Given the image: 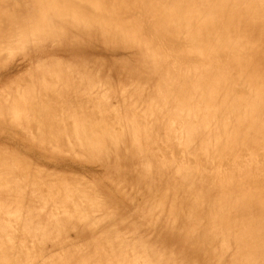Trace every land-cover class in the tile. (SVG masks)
Masks as SVG:
<instances>
[{
    "label": "bare ground",
    "instance_id": "6f19581e",
    "mask_svg": "<svg viewBox=\"0 0 264 264\" xmlns=\"http://www.w3.org/2000/svg\"><path fill=\"white\" fill-rule=\"evenodd\" d=\"M0 14L1 15L5 14V16H2V18L5 19L4 20L5 25L2 24L3 26H0V57H4V60L6 58V60L4 61L5 66L3 65L4 63L2 61L3 58H0L2 61V62L0 61V63L3 66L2 68H5L3 70L0 67V84L5 82V80H12L13 84L15 82L20 83V84L15 83L17 85L15 86L14 84L11 85V87H9V84L6 86L5 84L1 85L3 88L6 87L5 89H1L2 87L0 86V90L4 91L3 94L7 92L4 96L1 95L2 91H0L1 93L0 97L2 96L0 100V106H1L0 108L3 111L4 108H6L7 112L10 111L12 112V114L11 113L9 114L12 115L13 118L16 117L17 120L21 121L22 119H20V117L24 119L25 113L29 111V110L26 111L27 109L25 110L26 108L25 105L28 104L29 107L28 109H30L32 112L30 111L31 113H27L28 114L27 116H29L30 114H34V116L31 117H34L33 118L34 122L37 123L36 124V128L38 127L37 133L44 134L48 130H51V132L49 131L51 133V137L53 136V133L55 134V132L52 131L54 130L55 127L59 126V124L60 126L61 124L62 125L64 124L63 126H61L62 128L60 127L61 129H63L66 126V128L68 127L69 129L74 128L77 131L79 130L82 131V133H80V131L78 133H80L81 135L84 134L83 135L84 139L82 138L83 141L81 140L82 136L80 134H77L79 135V137L77 136V139L80 138V140L82 141V143H80L79 141L80 144L77 143L78 145H80L77 148L80 149L81 147L82 150V151L78 150L79 152L76 150L77 154L80 152L82 153L83 150L84 151L89 150V152L92 153L90 155L95 156L94 154L95 151L92 150H96L97 152V149L92 145H90L91 143L90 139L94 141L95 138L96 141H94L93 143H95L97 146L99 145L98 143L102 144L105 141L102 147H100L99 152L96 153V155L99 157V160L106 168L105 171L108 172V175L109 173L111 174V176L119 175V180L117 181L122 183V184L119 183L120 185L131 187V191L132 188L134 189V194L132 199L133 201L136 200L138 202L140 200L139 198H141V200L139 201L141 202V205L142 203H144L145 204L144 206H147V204L150 203L149 201L152 200L150 196L154 190L153 189L155 186L154 181L156 177L153 174L155 173L156 175H163L166 172H170L174 177V179L173 182L169 184V186L171 185L169 189L167 191L165 190L157 191L161 199L159 202V206L162 205V202L164 200H171L169 219H170V223L172 224L171 225L172 232L170 234L172 240H170L169 242L173 241V236L176 237L178 223L180 221H184L187 225L192 226L193 224L196 233H198V235L202 239L212 244L219 240L218 242L222 241L223 245L228 244L231 246L233 255L226 261V264H264V0H0ZM1 21H3V19L2 20L0 19V22ZM66 29L70 31L67 32ZM70 32L72 38L70 40H66L68 41V43L67 46H65L66 41L63 44V39L67 38L66 34L70 38V34H68ZM80 36H83L84 38H88V41L81 40L83 38L81 37L80 39ZM60 47L63 49H60ZM125 50L129 51L130 56L132 55L136 56L135 61H133L135 63H131L130 61H132L131 60L132 58H130L129 61L128 60L129 57L126 56L124 57L125 59H120V60L116 58L110 60L108 59L105 60L104 62L100 60L101 63L97 62L98 67H96V69L89 70L88 68L87 69L85 68V66L89 64L91 59L92 60L96 59V57L93 56L92 54L101 52V53H106V55H109L114 52L125 51ZM5 51L7 52L5 53ZM17 51L21 53L20 58L22 60V63H25L26 65L27 64L33 65L36 67L35 68L36 71L39 68L41 72L46 70V69L43 70L44 65L47 64L46 61L49 59L51 60V58H53L54 56H56V58L54 57L55 59L57 58L60 59L62 56L63 57L67 55L72 56L73 52L81 51L84 54H91V55L86 56L85 61L82 60L84 59V57H82L81 59L83 61V62L81 61L82 63L78 62L80 57L79 55H78L79 57L77 58L78 60L74 59L76 63L78 62L77 65H75L78 66V68L74 69L73 71L78 75V77L80 75L81 77L100 76L103 74V69H106L105 66L106 65L109 66L110 62L113 64V70L118 75L119 73L122 74L123 76L124 74H127L128 76L137 75L139 77L146 79L147 77L151 78V76L154 75L155 76L163 75L162 76L163 78H161L160 81L157 82V84H154L153 86L150 87L152 88L151 90L154 92V96L157 95L154 99H160V100L165 99V101H163L162 104H158L156 106L155 101L152 104L147 103V101L144 100L145 96H143L140 93L138 100L141 105H144L146 107V109H144L138 104L136 105L137 108L141 110V112L143 111L144 113L139 112L138 118H133L134 115L131 116L132 114L127 115V117L131 116L132 118L129 117V119L131 120L128 121V123H126L127 126L125 127V131L120 137L119 136L115 137L117 136L115 134L116 133L115 131L121 130L120 127L122 128L124 127L119 125L120 129L116 127L117 130L115 128L114 133H108V131L111 130L113 131L114 129L113 124L112 125L110 124L113 118L112 119L109 118L110 120L109 124L113 129L110 127V130L108 128L105 131L107 132V135L115 134V136L111 137L110 135L109 139H107L105 132L104 135L102 134V136H104L102 137L104 139V141L102 142L101 140L103 139L101 138V133L100 134L97 133L98 128L96 127V123L99 122L100 117L102 116H99L97 114L99 112V114L103 115V113H106L104 112L106 108V110L109 111L108 114L112 115L110 114V110L108 108L111 109L113 105L112 106L108 105V107L104 105L106 103H103V98L106 96L105 99L107 101H109L110 99L107 98V95L105 93L104 94L100 93L101 96L103 95V97H100L102 98V101L96 98V100L94 101L95 104L93 105V103H91L90 97L91 99H93L92 98L93 95H96L93 94L94 93L93 89L95 88H96L95 90H97V88L98 90L101 89V88L99 89V87L102 86V84L101 82L98 83V81L100 80L93 78L94 85L91 84V89H90L91 91H88L87 87L90 86L89 83L92 82H88L86 78L84 79L82 78V80L84 81L86 80L89 85L87 86V84H85L84 86L86 87H83L84 83L82 82L83 83L82 84L80 82V86L79 85L78 86L80 89L86 88L88 92L86 93V90H81L82 91L81 93L79 89H77L78 87L77 86L75 88L76 89L75 91L78 90L79 92L77 91V93L76 92L75 93L79 95L81 93V95L80 97L73 95L75 94L72 92V90H74L73 87L79 84V82L78 81L73 82L74 79L71 77V74L73 75V72L71 71L72 72L71 73L70 70L69 72H67L68 71L67 69H69L68 65L70 64L69 63L67 64L68 68L66 69L65 67L66 61H65V65L63 64V67L62 66L60 67H62L61 68L62 71L63 68L64 70L66 69L67 73L61 72L59 70L60 69L59 67L57 71L58 73L56 71H54V73L50 72L51 70L53 71L54 69H51L49 67L47 69H50V71L46 70L45 72L46 74L50 73L51 75L48 76L51 77L52 79L53 78L61 79L66 77V80L61 79V81L64 80L65 82L68 83V85H70L71 87L73 86L71 91H70V86H68L69 90L67 86L66 89L63 85H67V83L64 84L65 83L64 81L59 82V79L55 80L56 83L49 82L51 83V85H49V83H48L49 86L46 85V82L48 80L47 77H46L47 80L45 79V77L43 78L41 77L42 78L41 79L39 76L37 78H34L35 76H37V72L34 73V75L32 76L33 78L31 79L29 78L31 77V75L29 74L30 76L26 77V79H29L31 82L26 83V81H24L25 85L22 86V82H20V79L21 77L23 78V76L20 75L18 77L15 76V73L20 69L21 64L20 63L14 65L8 64L10 63V60H13L12 62H14V58L12 54L15 55ZM3 53L6 55L2 56ZM7 53L8 54L10 53L12 57L10 58V54L7 55ZM57 56H61V57H57ZM14 57H16V55ZM114 57H118V56H114ZM61 59L58 62H61ZM102 59L105 58L102 57ZM50 63L52 62L50 61ZM61 63H64V61H62ZM6 64H8L9 66ZM54 64H49V66L53 65L54 67ZM56 64L57 65L55 66V68L58 66L59 63ZM82 66H84V68H82ZM72 67L70 66V69H73ZM52 73L53 75L56 74L60 75L59 73H63V75L70 74V76L69 78H67L68 76L61 77L57 75H56L57 77L55 76L53 77ZM110 73L109 74L106 73V74L110 75ZM81 77H79L80 79L79 78L77 79V77L75 76V80L76 79L81 80ZM72 79H73L72 81L73 83L71 82ZM52 83H54L53 86L55 87L51 88L50 90L49 88L52 87ZM58 84L61 85L60 87H58L59 88L58 91H56V89L54 88H56ZM72 84H75V86ZM81 85L83 88H81ZM60 88L63 89L61 90ZM103 88H105V86L102 87V89ZM7 89L8 91L5 92V90ZM22 90L24 91L22 92ZM66 90L69 93L66 92ZM63 91L64 93L66 92L65 93L66 95L65 94L62 95ZM103 92H105V90ZM22 93H24L23 94L24 99L22 97ZM25 93L29 94L27 95V97H29L27 100H25V98H27L25 97L26 96ZM67 93L69 94L68 97H67ZM83 93L84 94L89 93L88 94L89 96L87 95L83 99L84 96ZM70 94L71 96H75L76 98H78V100H74L73 99L74 97H71ZM121 94L122 92L120 93V95ZM69 98L72 99L73 101L70 100ZM79 98H82L83 100L82 99L80 100ZM86 98L89 99L87 100ZM123 98L120 99L123 100ZM61 100L63 101L62 106L65 107L64 111L61 113L62 117L60 116V113H58L60 112V110H63L62 108H60ZM97 100L100 101L99 103H103L104 107L106 106L105 108L102 106L104 110H101V106H100L101 104H98L99 106L95 108V105L97 104L96 102H98ZM88 102H90L91 106L88 105L87 106L91 107V109H89L88 107L86 108V104H88ZM123 102L126 103V101ZM107 103L109 104L110 102ZM125 103H122V105H124ZM21 105L22 107H25L24 108L25 111H22L24 115L20 113V115L24 117L13 116L18 114V112H13V111L17 108L19 109ZM115 105H120V104L118 103ZM99 107L100 110H96ZM116 107L118 106H115L114 108ZM1 109L0 111H2ZM116 110L118 111L117 108ZM116 110H114L115 111L114 115L118 114ZM166 110H167V115L163 113ZM130 111L132 112L133 110L131 109ZM19 112L21 111L19 110ZM0 114H2V112H0ZM9 114L5 115L4 113L5 116H8ZM85 114L86 117L90 116V118L92 119V122L89 123V125L87 126H86L87 120L84 119ZM142 115L143 117H140ZM147 115L148 116L151 115L150 116L151 119L150 117H147ZM27 116L26 119L29 118ZM72 116L73 118L75 117L77 118V119L75 118L77 124L76 127L71 128V126L69 127V123L71 122L70 120L72 118L70 117ZM9 118H11V116H9ZM90 118H88L89 121L91 120ZM106 118L108 120V117ZM26 119L24 120L27 121L26 123H28V120ZM60 119H62V121L65 120V122L66 120H69L67 121L69 123L66 125V123L60 121ZM94 120L96 122V123L94 122L95 124L93 123ZM9 122H7V117L6 118L2 116L0 117V140L14 144L16 145L17 148L22 147V149L25 150L26 153H29V155L31 154L32 156L39 158L44 157L45 159L49 157V155L46 152L37 148L36 139H35L36 137L34 135L32 136L27 135L26 134L27 131L22 133L15 131L12 127L14 126L15 128L14 125L15 122L11 126H9ZM133 122L136 123L138 122L139 124L137 123L138 124L137 125L136 123ZM29 123L30 124L32 123L30 122V119H29ZM71 123L72 126H74L73 119ZM118 123L116 122V124ZM19 124H17L18 126L16 127L18 128L17 130H20ZM91 124H93L92 129H90ZM26 125L27 124H25V128L30 126V125L27 126ZM105 128L106 127L103 126L102 124L100 130L101 129L103 130ZM58 129L59 127L55 131H58ZM61 129L59 131L60 133H61ZM64 129L62 132L65 131ZM89 130L92 131L89 132ZM74 131L73 133L75 134L76 131L75 132ZM59 132L56 133L59 134ZM66 133H68L67 130L65 131V133H61V134H66ZM69 134H71L70 131L68 135ZM74 134L72 135L75 136ZM45 135L46 134H44V136ZM68 135L67 138L69 137L71 139V142L74 143L75 141H72L71 138L73 136H68ZM38 136L39 135H37V138ZM41 136L39 138H43V135ZM60 136L62 135L59 134V137ZM57 137L58 136H56V138L55 137L53 138L57 139ZM96 137H98L99 139ZM53 138H51L53 143L59 140L58 139L54 141ZM69 138L66 139L68 142L70 141ZM41 140L43 141L44 138ZM41 140L39 142H41ZM84 140H88L87 143H89L88 144L89 147H92L93 149L91 148L87 149L88 147L87 145L82 146L84 145L83 143ZM63 141L64 143L62 145H64V147L60 149H63L65 151L66 144L64 137H63ZM51 142H49V144H53ZM76 142L78 141L76 140ZM28 143H30V146L28 145ZM43 144L47 145L48 143L46 141V143ZM58 146H60L59 143ZM9 147L11 148L12 146ZM16 147L15 146L12 147L11 150L12 151L15 150ZM44 148L47 149L49 147L43 146V149ZM3 149L4 146L0 148V155L4 153ZM69 151L73 152L72 150ZM23 152L24 151L22 152L18 151V149L16 150L15 155L19 153L17 155L19 158L14 159L17 162L16 166L18 165L20 166L21 163H26L25 162L26 159L22 160L23 162L21 161L22 159L21 157H23L22 155H24L25 153ZM85 153L84 154L82 153L83 155L82 154L81 155L83 157H86ZM31 155L30 157L32 158ZM87 155L89 154L87 153ZM78 156L79 154L76 155L75 153L74 159H76V157L77 159H79L80 157ZM6 157L9 158V156ZM114 157L117 158V160L119 161L116 163V166L113 164V160H112ZM2 160L3 159H1V162L5 161ZM29 161L31 162V160ZM57 161L59 162L60 160H56V162ZM30 162H28V164H31ZM2 164L5 165L4 163ZM19 166H18L19 168L18 170L21 173V171H23L22 170L23 168ZM23 167L25 168V166ZM14 168L17 169L15 166ZM37 168L36 169L35 167L34 169L29 168L30 170H33V173H31L32 175H36L35 172L39 173V169ZM7 172L9 173V176H11L10 174L12 173L10 172L13 171L8 170ZM43 172H41V176ZM4 176L5 175L0 171V213L2 214L0 215L1 217L8 213L9 215L7 214V216L13 217L15 223H17V219H20L18 225H20L21 221L24 219V223L30 222L29 224H31V226L34 228L33 229L34 231L37 229L38 226V229L40 228V230L43 231L44 233L42 236L46 235L44 236L45 238L49 237V231H50L49 229H52L51 232L53 233V231L56 232L57 231L60 232L64 230L67 231L70 229L71 226L73 227V225H71L70 223L71 222L70 220H72L70 219L71 217L68 218L67 216L66 223L64 224V226L66 225H70V226L63 228L64 226H60V223L57 221V219L60 220L61 218V216H59L60 218H56L57 212H54L52 210L53 211L52 214L55 215L56 217L50 214L51 211H48L49 212L48 215L43 216V209H37L36 207H33V208H28L26 210L23 207L24 205L23 206L18 205L17 194L16 192H14L13 188H15L14 186H16L15 182L19 181L18 179L19 175L17 179H15L16 181L15 180L12 181L13 178L12 179L8 178L9 177L8 175L7 177ZM19 178L21 179L22 177ZM23 179L21 180V182L25 181ZM38 179L39 180L43 179L42 180L43 182L46 181L44 180V177L42 179L40 178ZM38 179L36 178V180ZM42 181H41L42 185L43 184L45 185L46 183H43ZM21 182H16L17 183L16 188H18ZM48 182L47 185L49 184ZM174 182L176 183V186H173ZM56 183L57 182H53L52 187L49 190L55 189L53 186L60 184V183L58 184ZM24 184L27 185V183ZM113 184L115 183L113 182L112 185ZM36 185L38 186V184ZM50 185L51 183L49 184V186ZM20 186L22 187L21 184ZM39 186L41 189L40 181H39ZM21 187L19 188L22 191ZM64 187H65V192L67 193L69 189H67L66 191V186L64 185ZM85 188L87 187L85 186ZM27 189L28 187L26 188V190ZM56 189L55 192L57 191L59 193L64 192L62 191V188L61 191ZM82 189H84L83 186ZM30 190L34 191L33 189ZM75 190L76 189H74V191ZM39 191H40V195H42L41 191H43L44 193V190L42 189ZM53 191L47 193L46 195L50 194L48 196L52 197ZM88 191L85 190L86 193L85 192L83 193L88 194ZM92 191H89V193ZM122 191L119 193L124 194L123 193L124 191L123 192ZM131 191L129 192V194L126 192L125 194L130 196ZM20 193H21L20 195L23 198L22 195L23 193L22 192ZM107 194L104 196L109 197V195ZM59 195L61 196V194ZM59 195L56 198V194H54L53 197L55 198L53 197L52 198L55 199L54 201H56V199L60 201L61 199V203L57 201L55 203L62 204L63 198L61 196L59 199ZM93 195L95 194L93 193ZM67 197H69L68 194ZM87 197L88 196H85V201L83 202L85 203L93 202V203L87 204V206H85V209L84 207L81 208L82 211L79 212L80 214L83 212V209L86 211L87 210L90 211V209H92L91 213L95 212V215L99 214L100 212H103L106 208H107L106 210H109V207L110 209H113V207L110 206L109 204H108L109 207H106L108 206L106 205L105 206L106 208H104L103 204L101 203L102 201H96L92 199V201L90 200L89 202L88 200L90 197L86 201ZM42 198H44V201L42 200ZM42 198L40 200H42L44 203L45 200H48V202L51 201L50 198L47 199L46 196ZM117 200H119V198ZM67 201L68 203H71L69 202V200ZM67 201L65 202L64 200V204H66ZM108 201L106 200V203ZM33 202L34 200L31 198L29 203H33ZM95 202H100L101 203V204L99 203L101 206L100 209L103 208L104 210L98 209L99 204L96 203L95 205ZM71 204L64 205V207L62 205L58 207L59 209L61 208V210L64 211H66V207L67 208L69 207L67 209V213H71L69 212L71 208L69 205ZM90 205L91 207L93 205L96 207L93 206L91 208L89 207ZM75 206L78 205L73 204L74 209ZM87 207L90 209H87ZM48 210H51V208H49ZM61 210H58L59 211L58 215H61L63 213V211ZM97 210L100 212H97ZM2 212H4V214ZM108 212L107 211L103 212V215L101 217H98V219L100 220L97 221L103 223L106 221V219H108V217L109 219L112 220L116 218L117 219V222H115L116 224L112 227L110 226V228L108 227L105 228L104 230H102L103 233L101 232V234L100 232L99 234L96 233L97 231H95V233L98 235V239L100 238L99 235H101V238L99 239L101 243L103 242L102 241L103 237L104 239H107L109 242L110 238L108 237L116 236L115 238L116 240L115 239L114 240L117 241V246L114 243L115 241H113L115 245L112 242H110L111 243L110 245L112 246L114 245L113 253L116 252V254L119 255L121 254V252H124L125 255H127L125 256L124 253H122L123 255L121 254L122 257L124 256L126 257L124 258V260L128 259L127 257H129L128 252L133 253L132 256L134 259L131 256V260L133 259V261H129L131 262V264H135V263L137 264L138 263L137 260L140 259L143 260L141 263L145 262L146 264H177L178 261H180L181 264H191L192 261L190 258H193V255L197 254L199 251L197 249V244H195V239L185 240L179 251H175L171 248H166L165 250L164 249L155 250L156 248H154L153 246H150L149 244L148 246L146 245L147 243H145V241L142 239L144 237H141L142 242L144 243H139V242L130 243L132 240H129L128 233L126 231L124 232L122 230L123 228L119 229L116 226L119 224L121 225L122 220L124 221L125 218L123 219V216L126 211H124V213L122 212L123 214H121L122 216H120V218L118 217V215H115L112 211H111L113 214L112 216ZM139 212L141 214H145L144 212H147V208H145V210L143 211L139 210ZM139 212L137 211V215ZM106 213H108V217L106 216L107 215ZM80 214H78L77 212L78 216H80ZM87 215H89V219L93 218L90 217L93 214L92 215L87 214ZM81 216H86V215L82 213ZM75 217L76 216H74V218ZM95 218L97 219V216ZM4 219L7 221L8 218H4ZM82 219H78V220L81 221ZM11 220L12 218H10V220L8 219V221L13 222V220L12 221ZM8 221H7V225L9 226ZM35 222L38 223L39 225L37 226L33 225ZM201 222H204V225L201 226ZM24 223L22 222L23 226L22 224L21 226L23 228L28 227L27 228L28 233L30 232V235L32 236L34 234L33 230L31 231L29 230L31 226L29 225L30 226L29 227L28 224L26 226L24 225ZM77 224L79 225V223ZM85 224L86 225H83L82 223L83 230H79L77 229V227H74L73 229L76 228L77 232L80 233V235L81 234L83 235L85 231L94 232L93 230L94 224H90L87 221L85 222ZM8 226L6 227L8 228ZM10 226H13V224H11ZM3 228L0 229L4 231ZM126 228L128 227L126 226ZM136 229L137 228L132 230H136ZM7 231L10 232V230H6V232ZM38 231L37 233H39ZM19 233L16 232L18 238L20 237ZM104 233L105 235H108V237L104 236ZM123 233L127 235H124ZM25 234L26 233H23V235ZM96 234L94 235L93 233L94 236H96ZM122 234L125 236V239L119 236V235L122 236ZM136 234L138 235V233ZM23 235L21 238L24 239L25 237H23ZM40 235L39 236L37 235L38 241H36L34 245L29 244V242L33 243L30 241L32 239H30L29 236V242H25V243H27V245L29 244L28 246L30 247L32 246L30 250L32 249L34 250V252L35 250L39 252L42 249L41 247H39V249L41 248L40 250L37 249L36 247L35 249H33L34 248L33 246H36L37 242H39L40 243L39 245H41L42 242H40L39 240H41L40 237L42 236ZM0 236H2V232ZM4 236L5 235H3V237ZM12 236L13 235H11L10 239L12 238L13 245L16 246L14 243L16 244L18 243L17 241L14 242L13 239L15 238L14 240H18V238L16 239L15 233H14V238ZM94 236H92L91 239H93ZM132 236L133 235H131V237ZM82 237L84 238L85 236ZM87 237L89 238L90 236ZM1 238L2 237H0L1 242L2 240L9 239L8 237L7 238L4 237L5 239H1ZM45 238H43L45 242L41 240L43 241L42 247H45L46 246L45 243L48 242ZM20 240L22 239L19 238L18 241L19 243H21ZM8 241L9 243L11 242L10 240ZM8 241L7 242L4 241V242L8 243ZM90 242L91 240L89 241V243ZM58 243H60V241L55 243L54 244L55 246L51 247L50 249L44 248V250L48 249L47 252L49 254L51 253L55 254L54 252L57 249H60L61 247L60 244ZM103 243L101 244L103 248L102 247L99 248V245L98 246L96 245L98 248H97V253L95 252V255L101 253V255L98 256L99 259L98 257L96 258V256H95L96 259L93 257L95 260L97 261L99 260V263L97 261L91 262L93 258L90 257L88 259V256H86L87 254L84 255L86 251L81 253V250L83 249L81 247L82 245L76 246L79 247V250L80 248H82L79 252L80 255L79 254L77 255L81 257L82 254L83 258H81V260L82 259L84 261L86 260L87 261V262L85 261L86 264L90 262L92 264L94 263L100 264L101 262L103 264H106L105 263L106 259L103 260V258L107 257L108 252L106 249L104 251L105 244ZM13 245L10 247V249L13 247V249L10 250L11 251L10 255H6L7 253L9 254L8 252L9 248L6 245L2 244V247H6V249L4 248L2 249L5 250V252L7 250V252L4 253L7 259L9 257H12L13 253L15 254V252H17V251L15 252L13 251L15 250V247ZM21 245L24 246L23 247L17 246V249L19 248L27 249V246H25V244L21 243ZM89 245L91 246V243ZM89 245L88 248L90 249ZM21 249H19L21 252L19 251L20 253L18 255L16 254V257L20 255L18 257L20 263L17 262L18 258H16L17 260H13L17 264L25 263V261L22 262V260H24L23 258L25 257L22 254ZM100 249L101 250L103 249V251H100ZM42 250L40 251V253L42 252L43 254L44 250L43 251ZM73 251L74 250H71L72 253ZM91 251L92 249H90V252ZM26 252L23 251L24 254ZM71 252L68 253L67 251L66 253L67 255H70ZM102 252L103 253L106 252L105 255ZM63 253L66 255L65 252ZM102 254L106 257L104 256L102 257ZM21 255L23 257H21ZM51 255L50 257L54 256ZM72 255H74V253ZM72 255H70V257L72 259L75 258ZM55 256L57 255L55 254ZM116 256L117 255H115L114 257L116 258ZM20 257L22 258V260L20 259ZM43 257L45 258V256ZM46 257H49V255L47 254ZM63 257L64 255L62 256V259H64ZM109 257L110 260L107 259L108 263L109 261H111V256ZM122 257H119V259L117 260L118 262L117 261L116 262L117 263L120 262V264L122 262L123 264H125L124 261H121ZM26 258L25 260H27ZM44 258L41 257L43 261H40V263L44 262L45 260ZM66 258L68 259V257ZM78 258L75 259L78 260ZM4 259L5 258L2 259L3 261L0 259L1 262H3L4 264L7 262L9 264L8 261L11 258L8 261ZM37 259L38 258L36 259L34 258L33 260L37 261ZM46 260H45L46 263H50L48 260H47L48 262ZM50 260L51 262L55 261L53 258H51ZM59 260L60 259H58L57 261L59 262ZM29 261H31V258L27 260L28 263H30ZM60 262H62V260ZM72 262L73 263L71 264L78 263V261L75 260H73ZM129 262L127 264H129ZM14 263L12 262V264ZM35 263L36 262H34V264ZM38 263L39 262H37L36 264ZM57 263L54 262V264Z\"/></svg>",
    "mask_w": 264,
    "mask_h": 264
},
{
    "label": "rangeland",
    "instance_id": "374dc122",
    "mask_svg": "<svg viewBox=\"0 0 264 264\" xmlns=\"http://www.w3.org/2000/svg\"><path fill=\"white\" fill-rule=\"evenodd\" d=\"M2 16H5V14L4 15H1L0 14V19L2 20L3 19V21H1L0 22V26H3L2 24H4L5 25V19L4 18H2ZM66 31L67 32H69L67 29H66ZM68 34H70V38L67 36V34H66V37L67 38H64L63 39V44H64V42L66 41V40H70L71 38H72V35H71V32L70 33H68ZM78 36V35H77ZM81 37L83 38V39H81ZM80 39L81 40H84V41H88V38H84L83 36H80ZM82 42V41H81ZM67 43H68V41H66L65 42V46H67ZM72 44H74V43H72ZM61 46H63V45H61ZM60 49H63V48H61L60 47ZM65 49V48H64ZM7 51H5V53H6ZM18 52V51H17ZM16 52V53H17ZM79 52H81V51H78V52H73V54H72V56L71 55H67V56H65V57H61V56H57V57H61V58H63V59H61V62L62 61H64V63H61V62H58L60 59L59 58H57V59H59V60H57V59H55L56 58V56H54L53 58H51V60L49 59V60H47L46 61V63L47 64H45L44 65V69L43 68H41V69H43V70H49L50 71V69H47L48 67L49 68H51V69H54L53 71L51 70L50 72H53L54 73V71H58V67L60 68L59 70L61 71V72H63V73H67V72H69V70H70V72L72 71L73 72V75L71 74V77L74 79V81H73V79L71 80V82L73 81V82H79V84H77L76 86H75V84H72V85H74L75 87H73V89L74 90H72V92L73 93H77V91H75L76 89V87L79 85L80 86V82L83 84V87H86V86H84L85 84H87V86L90 84V86H88L87 87V90L88 91H91L90 89H91V84L92 85H94V81H93V78H95V79H99L100 81H98V83L99 82H101V84H102V86H100L99 87V89L100 90H98V88H97V90H95V89H93L94 91V93L93 94H96V95H93V99H91V97H90V101H91V103H93V105L95 104L94 103V101L96 100V98L97 99H99L100 101H102V98H100V97H103V95L101 96V94L100 93H102V94H106L107 95V98L109 99V101H107L106 99H105V97L103 98V103H106V104H104V105H106L107 107H108V105H110V106H112L113 105V107H111V109L110 108H108L109 110H110V114H112V115H109L108 113H109V111H107L106 110V106L104 107V105H103V103H99L100 101H98V102H96L97 104L95 105V108H97V106H99L98 104H101L100 106H101V110H104V108H105V110H104V112H106V113H103V111H102V113H103V115L102 114H99V112H98V114L97 115H99V116H104L103 118L102 117H100V120H99V122H101V123H99V122H95V120L93 121V123L95 122L96 123V127L98 128V131H97V133H101V138L102 137H104V136H102V134L104 135L105 134V130L106 129H108L109 128V130H110V124L112 125L113 124V131L111 130V131H108V133H114V131H115V128L117 127V128H119L120 126H123L124 128H122V127H120L121 128V130H117V128H116V130L118 131V134H117V131H115L116 133V135L117 136H115V134L114 135H111V137H120L122 134H123V132L125 131V127L127 126V124L126 123H128V121H130L131 119H129V117H131V116H133L134 115V117L133 118H138V115H139V112L140 113H144L143 111L141 112V110H139L138 108H137V105L136 104H138V105H140L141 107H143L144 109H146V107L144 106V105H141L140 104V102H139V95H140V93L143 95V96H145L144 97V100L145 101H147V103H153L154 101L156 102V106L158 105V104H162L163 103V101H165V99H163V100H160V99H154L156 96H154V92L151 90L152 88L150 87V86H153L154 84H157V82H159L160 81V79L161 78H163L162 76L163 75H157V76H151V78L150 77H147V79L146 78H142V77H139V76H135V75H130V76H128L127 74H124V76L122 75V74H120L119 73V75L113 70V64L110 62V64H109V66L108 65H106L105 66V68L106 69H103V74L102 75H100V76H95V77H93V76H91V77H81V75L79 76V77H81V80H77L79 77H78V75L73 71L74 69H77L78 68V66H75V65H77V63L79 62V63H82L83 61H85L86 60V56H88V55H91V54H84V53H79ZM15 53V55H16V57H14L15 55L14 54H12V56H13V58H14V62H12L13 60H10V63H8V64H10V65H14V64H18V63H20L21 65H20V69L15 73V76H23V78L21 77V79H20V82H22V86L23 85H25L24 84V81H26V83L27 82H31L29 79H26V77H29L30 75H31V77H29L30 79L31 78H33L32 76L34 75V73H36L37 72V76H35L34 78H37L38 76L41 78H43V77H45V79H46V77H47V82H46V85H48V83L49 82H55V80L56 79H59V82L61 81V79H64V80H66V77L65 78H51V77H49L48 75H51L50 73H48V74H46V70L45 71H42V72H44V73H42L41 72V70L39 69H37V71H36V67L35 66H33V65H26L25 63H22V60H21V53L20 52H18L17 54ZM10 54V53H9ZM8 53H7V55H9ZM4 55H6V54H4L3 53V55L2 56H4ZM80 57H79V56ZM93 56H95L96 57V59L94 60H92L91 59V61L89 62V64L88 65H86L85 66V68L87 69H96V67H98V63L97 62H99V63H101V61L102 62H104L105 60H110V59H125L124 57H129L128 58V60L130 61V58H132L131 60L132 61H130L131 63H135V62H133V61H135V55H132V56H130L129 55V51H119V52H114V53H112V54H109V55H106V53H101V52H99V53H95V54H92ZM11 56V54H10V58L12 57ZM76 56V57H75ZM101 56V57H100ZM114 56H118V57H113ZM73 57V58H72ZM75 57V58H74ZM79 57V60L77 59ZM82 57H84V59H82ZM99 57H100V59H99ZM102 57H104L105 59H102ZM0 58H3L2 59V61H3V63H4V61L6 60V58H5V60H4V57H0ZM7 58H8V56H7ZM9 58V59H10ZM74 59H77L78 60V62L76 63L75 61H74ZM83 61H82V60ZM54 60V61H53ZM57 60V61H56ZM76 60V61H77ZM98 60V61H97ZM101 60V61H100ZM0 61H1V59H0ZM1 61V62H2ZM8 61V60H7ZM50 61L52 62V63H50ZM65 61H66V65H65ZM74 61V62H73ZM82 61V62H81ZM13 63V64H12ZM55 63V64H54ZM56 63H59L58 64V66L55 68V66L57 65ZM70 64V65H68L69 66V69H67L68 68V66H67V64ZM76 63V64H75ZM1 64V63H0ZM8 64H6V65H8ZM49 64H54V67H53V65H50L49 66ZM62 64V65H61ZM63 64L65 65V67H66V69L68 70H64V68H63V71L61 70V68L63 67ZM4 66H5V63L3 64ZM26 65V66H25ZM72 65H73V67H72ZM9 66V65H8ZM32 66V67H31ZM47 66V67H46ZM60 66H62V67H60ZM70 66L73 68V69H70ZM136 66V65H135ZM134 66V67H135ZM0 67H1V69H5V68H2L3 66H2V64L0 65ZM34 67V68H33ZM75 67V68H74ZM81 67V66H80ZM33 68V69H32ZM82 68H84V66H82ZM29 69H30V71H29ZM57 69V70H56ZM40 71V72H39ZM49 71H47V72H49ZM67 71V72H66ZM30 72H33V73H30ZM71 72V73H72ZM111 72V73H110ZM40 73H41V75H40ZM53 73H52V75H53ZM58 73V72H57ZM63 73H59L60 75H58V74H56L57 76H61V77H64V76H68L67 78H69V76H70V74L68 75V74H64L63 75ZM109 74L110 73V75H107V74ZM30 74V75H29ZM62 74V75H61ZM136 74V73H135ZM36 75V74H35ZM42 75H45V76H42ZM56 75H53V77L55 76V77H57ZM25 76V77H24ZM75 76L77 77V79L75 80ZM109 76V77H108ZM119 76V77H118ZM70 77V78H71ZM97 77H100V78H97ZM41 78V79H42ZM82 78L84 79V78H86V80L88 81V82H92V83H89L88 84V82L85 80H82ZM80 79V78H79ZM29 80V81H28ZM63 80V81H64ZM70 80V79H69ZM68 80V81H69ZM92 80V81H91ZM146 80V81H145ZM11 83H10V82ZM58 81V80H57ZM63 81H61V82H63ZM9 82V83H8ZM58 82V83H59ZM65 82V81H64ZM72 82V83H73ZM15 83H17V82H15ZM14 83V84H15ZM56 83V82H55ZM67 82H65L64 84H66ZM70 83V82H69ZM97 83V82H96ZM5 84V86L6 85H8L9 84V87H11V85H14L13 83H12V80H5V82H3L2 84H0V86L1 85H4ZM17 84H20L19 82L17 83ZM17 84H15V86L17 85ZM53 84L54 83H52V87H50L49 89L51 90V88H53V87H55V86H53ZM62 84V83H61ZM61 84H58L57 85V87L56 88H54V89H56V91H58V87H60V85ZM49 85H51V83H49ZM48 85V86H49ZM56 85V84H55ZM63 85V84H62ZM108 85H109V87H108ZM26 86H27V84H26ZM65 88H66V86H67V88H68V90H69V87L68 86H70V85H68V83H67V85H63ZM62 86V87H63ZM79 86L77 87V89H79V91L82 93V91L81 90H86V88H83L82 87V85H81V88H83V89H80L79 88ZM105 86V88H103L102 89V87H104ZM2 87V86H1ZM13 87V86H12ZM63 87V88H64ZM72 87L70 86V91H71V89H72ZM6 88V87H5ZM5 88H1V89H5ZM24 88H26V87H24ZM24 88H22V89H24ZM62 88V89H63ZM64 88V89H65ZM66 88V89H67ZM61 89V88H60ZM61 89V90H62ZM9 90H10V88H9ZM86 90V93L88 92ZM102 90V91H101ZM105 90V92H103ZM0 91H2V90H0ZM6 91H8V89L7 90H5V92ZM24 90H22V92H23ZM65 91V90H64ZM64 91H63V94L62 95H64L66 92H68L67 90H66V92L64 93ZM78 91V92H79ZM97 91V92H96ZM3 92L4 91H2V94L1 95H4L5 96V94L7 93H5V94H3ZM72 92H71V94H72ZM122 92V94L120 95V93ZM60 93H62V92H60ZM69 93V92H68ZM67 93V97H68V94ZM73 94V95H76V96H78V97H80V95H81V93H80V95L79 94ZM85 93V94H86ZM24 93H22V97H23V99H24V95H23ZM26 94V93H25ZM71 94H70V96H71ZM84 94V93H83ZM84 94V96H83V99L89 94H86L85 95ZM27 95H29L28 93L26 94V96L25 97H27ZM66 95V94H65ZM123 95V96H122ZM81 96V97H82ZM89 96V95H88ZM121 96V97H120ZM21 97V96H20ZM71 97H74L73 99L74 100H78V98H76L75 96H71ZM70 97V98H71ZM124 97V98H123ZM146 97H148V98H146ZM1 98H2V96L0 97V100H1ZM29 97H27V98H25V100H27ZM61 98V97H60ZM69 98V99H70ZM120 98H123V100L122 99H120ZM160 98V97H159ZM80 100L82 99V98H79ZM82 99V100H83ZM87 100L89 99V98H86ZM126 99V100H125ZM70 100H72V99H70ZM92 100H93V102H92ZM73 101V100H72ZM105 101V102H104ZM113 101V102H112ZM123 101H126V103L125 102H123ZM61 103H60V108H62L63 110H60V112H58V113H60V116L62 115L61 113L64 111V106H62V103H63V101L61 100L60 101ZM84 102H86V101H84ZM107 102H110L109 104L107 103ZM27 103V102H26ZM113 103V104H112ZM120 104V105H115V104ZM122 103H125L124 105H122ZM135 103V104H134ZM23 104H24V102H23ZM134 104V105H133ZM150 104V105H151ZM91 106V104H90V102H88V104H86V108L88 107V106ZM24 106V105H23ZM102 106L104 107V108H102ZM109 106V107H110ZM115 106H118V107H116L117 109H118V111L116 110V108H114ZM147 106V105H146ZM156 106H155V108H156ZM1 107V106H0ZM20 107H21V109H20ZM19 107V109L17 108V109H15L13 112H18V114H16V115H13V116H22V115H24L23 114V112L22 111H25L26 109V111H28V112H24L25 113V118L24 119H26V116L28 115L27 113H31L32 111L30 110V109H28L29 107H28V104H26L25 105V107H22V105ZM126 107H128V108H126ZM132 107V108H131ZM136 107V108H135ZM141 107H139V108H141ZM148 107V106H147ZM24 108H25V110H24ZM89 109H91V107H88ZM94 108V107H93ZM1 109V108H0ZM88 109V110H89ZM122 109H124V110H122ZM133 110L132 112L130 111V110ZM135 109V110H134ZM138 109V110H137ZM151 109V108H150ZM2 110V109H1ZM8 110V109H7ZM19 110L21 111V112H19ZM96 110H100V107L98 108V109H96ZM114 110H116V112L118 113H116L118 116H119V119H118V116L117 115H114V113H115V111ZM129 110V111H128ZM31 111V112H30ZM54 111V110H53ZM114 111V112H113ZM126 111H128V112H126ZM0 112H2V114H0V117L2 116V117H7V122H9L10 120H11V118H12V120H14V121H12V124H11V121L9 122V126H11V125H13V123L15 122V123H17V124H19V128H20V130H17L18 128H16V127H18L17 126V124H15L14 123V125H15V128H14V126H12L13 127V129L15 130V131H17V132H20V133H22V132H26L27 131V135H34L36 138V144H37V148H39V149H41V150H43L44 152H46L48 155H49V157L48 158H39V157H35V156H32L31 154V156H32V158L30 157V155H29V153H26L25 152V150H23L22 149V147H16V145H14V144H11V143H8V142H5V141H2V140H0V145H1V147L0 148H2L3 146H4V149H3V151H4V153L2 154V155H0V162H1V159H3V160H5L4 162H1L0 163V171H1V173H3L5 176L4 177H7V175L9 176V173L7 172L8 170L9 171H13V172H10V173H12L13 174V177H12V174H10L11 176H9L8 178H10V179H12L13 178V180L12 181H14L15 179H17V177H18V175H19V177H22L21 179L18 177V179H19V181H16V182H21V180L23 179V180H25L24 182H21L20 184L22 185V187L20 186V184H19V186H18V188L19 187H21L22 188V191H21V189L19 188H16L17 187V183L15 182V185L16 186H14L15 188H13L14 189V192H16V194H17V204L18 205H24L23 207H24V209H28V208H33V207H36L37 209H43V216H45V215H48L49 214V212L48 211H51L50 212V214L52 215V216H54V217H56V218H60L59 216H61V218H60V220L59 219H57V221L60 223V226H64V224L66 223V220H67V216H68V218H70V219H72V220H70L71 222V225H73V227L71 226L70 227V229L69 230H67V231H60V232H56V231H53V233L51 232V230L52 229H49L50 231H49V237H44V236H46V235H44V236H42L44 233H43V231H41L40 230V228L38 229V226L37 225H39L38 223H34L33 225H35V226H37V229L39 230H37L36 228V230L39 232V233H37V231L35 230H33L34 228L31 226V224H29L30 222H26V223H24V219L21 221V223H20V225H18V223H19V220L20 219H17V223H15L14 222V219H13V217H11V216H7V214H5L4 216H2V217H4V218H8L9 220H10V218H12V220H13V222H10V221H8V219H7V221H8V224H9V226L7 225V221L4 219V218H2L1 216H0V225H1V227L0 228H3L4 229V231H2L1 229V232H2V236H0V237H2L1 239H5V238H9V239H5V240H2V242H4V241H8V240H10L11 242V244L13 245V242H12V238L10 239V237H11V235H13L12 237L14 238V233H15V237H16V239L18 238V236L16 235V232L17 233H19V232H21V233H19L20 235V239H22V240H20L21 241V243L22 244H25V246H27V249H21V248H19V249H21L22 250V254L24 255V257L26 258L28 255L30 256H28L26 259L27 260H29V258H31V261H29L30 263H32V264H34V262H39L38 264H52V262H51V258H53L55 261V263H57L58 261V259H60L59 260V262L62 260V262H58L57 264H64V263H67V264H71V263H73L72 261L73 260H75V261H78V263L77 264H86V262L83 260H81V258H83L82 257V254H81V257L80 256H78L77 254H79V252H80V250L83 248H85L84 250L82 249L81 250V253L82 252H84V251H86V253H84V255H86V256H88V259L91 257V258H95V256H96V258L99 256V255H101V253H98L97 255H95V252L97 253V246L99 245V248L100 247H102L103 248V246H101V244L103 243V242H105V243H103V244H105L104 245V251H105V249L107 250V252H108V255L109 256H111V261H109V263L110 264H120V262L119 263H117L118 261V259H119V257H122V253H124V252H121V254H119V255H121V256H119L118 254H116V252L115 253H113V246L116 244V246H117V241H115L116 239V236H110V237H108V235H105V233H104V236H106V237H108V238H110L109 239V242H108V240L107 239H104V237H103V239H102V243H101V241L99 240L100 238H101V235H99V239H98V235L96 234V233H98L99 234V232H100V234H101V232H102V230H104L105 228H110V226L112 227V226H114L116 223L115 222H117V219L115 218V219H109V217H108V213L112 216L113 214H112V212L115 214V215H118V217L120 218V216H122L121 214H123L124 213V211H126L125 212V214H124V216H123V219H124V221L122 220L121 221V225L119 224V225H116L119 229H121V228H123L122 230L125 232H127L128 233V238H129V240H132L130 243H135V242H139V243H144V242H142V239L145 241V243H147L146 245L148 246V244L150 245V246H153L154 248H156L155 250H161V249H166V248H171V249H173V250H175V251H179L180 249H181V246H182V244L184 243V241L185 240H189V239H195V244H197V249L199 250L198 251V253L197 254H195V255H193V258H190L191 259V264H226V261L230 258V257H232V255H233V251H232V249H231V246L230 245H228V244H225V245H223V243H222V241H220V242H218V241H216L215 243H210V242H208V241H206V240H204V239H202L199 235H198V233H196V230H195V227H194V225L192 224V226L191 225H187L184 221H180L179 223H178V225H177V234H176V237H174L173 236V241H171V242H169L170 240H172L171 239V232H172V230H171V228H172V224L170 223V219H169V216H170V208H171V200H164L163 202H162V205L161 206H159V202H160V196H159V194L157 193V191L158 190H165V191H167L168 189H169V187L171 186H169V184L171 183V182H173V179H174V177L172 176V174L170 173V172H166L165 174H163V175H156L155 173L153 174L154 176H156L155 177V181H154V184H155V186H154V190H153V192H152V194H151V196H150V198L152 199L151 201H149L150 203L149 204H147V206H144L145 204L144 203H142V205H141V202H139L140 200H141V198H139L140 200L137 202L136 200H134L133 201V194H134V189L132 188V191H131V187H129V186H123V185H120V184H122L121 182H118L117 180H119V175L118 176H111V174L109 173V175H108V172L107 171H105V167H104V165L101 163V161L99 160V157L96 155V153L97 152H99V149H100V147H102V145H103V143L105 142L104 141V139L103 140H101L103 143L101 144V143H98L99 145L97 146L95 143H93L94 141H96L95 140V138H94V141H92V139H90L91 141V143H90V145H92L93 147H95L96 149H97V152H96V150H92V151H95L94 152V154H95V156H93V155H90V154H92V153H90L89 152V150H83V154L85 153V156L87 157H83L82 155V153L80 152V153H78L79 154V156L78 157H80L79 159H77V157H76V159H74L75 157V153H76V155H78L77 154V151L79 150H81V147H80V149L79 148H77L78 146H80V145H78V144H80V143H82V141H83V135H81L80 133H82V131H80V133H78L79 131H77L76 129H74V128H72V127H76V124H77V121H76V119L75 118H73V116L72 117H70V118H72L73 119V124H74V126H72V119L70 120L71 122L69 123V122H67V121H69V120H66V122H65V120H63L62 121V119H60V121H62V122H64V123H66V125L69 123V127L71 126V128L72 129H69L68 127V129L66 128V126L64 127V128H66V129H64L65 131L67 130L68 131V133H69V131L71 132V134H69L68 135V133H66V134H61V133H65V131L64 132H62L63 131V129H61L62 127L61 126H63L62 124H61V126H60V124H59V126H57V127H55L54 128V130L52 131V132H55V134L53 133V136L51 137V130H48L47 132L49 133H44V134H46L45 136H44V134H40V133H37V128H36V124L37 123H35L34 122V117H31V116H34V114H30L29 116H27V117H29V118H27L26 120H28V123H26L27 121H25L23 118H21L20 117V119H22L21 121L20 120H17V118L16 117H12V115H10L9 113H11L12 114V112L10 111V112H7L6 111V108H4V111L2 110V111H0ZM5 113V115L6 114H9L8 116H5L4 115V113ZM55 112V111H54ZM131 112V113H130ZM169 112V111H168ZM20 113H22V115H20ZM128 113V114H127ZM165 115H167V110L165 111V112H163ZM14 114V113H13ZM131 115V116H129V117H127V115ZM108 115V116H107ZM9 116H11V118H9ZM88 116V115H87ZM99 116H97V117H99ZM151 116V115H150ZM150 116H148L147 115V117H150ZM22 117H24V116H22ZM31 117V118H30ZM55 117V116H54ZM57 117V116H56ZM59 117V116H58ZM62 117V116H61ZM106 117H108V120H107V118ZM115 117V118H114ZM122 117V118H121ZM126 119H128V120H126ZM140 117H143V115L142 116H140ZM15 118H16V120H17V122H16V120H15ZM70 118H67V119H70ZM88 118H90V116H88V117H86V114H85V117H84V119H86L87 120V124L86 123H84V124H86V126L87 125H89V123H91L92 122V119L89 121V119ZM109 118H113V119H115V120H111V122H110V120H109ZM132 118V117H131ZM8 119H9V121H8ZM29 119H30V122H32L31 124L29 123ZM33 119V120H32ZM75 119V120H74ZM150 119H151V117H150ZM25 122H24V121ZM86 120H85V122H86ZM106 120V121H105ZM20 121V122H19ZM76 121V122H75ZM97 121V120H96ZM119 121H121V122H119ZM19 122V123H18ZM109 122H110V124H109ZM113 122V123H112ZM116 122L118 123V124H116ZM124 122V123H123ZM21 123H23V124H21ZM61 123V122H60ZM94 123V124H95ZM121 123V124H120ZM133 123H136V122H133ZM138 123V122H137ZM136 123V124H137ZM25 124H27V125H30V126H28V127H26L25 128ZM102 124H103V126H105L106 128L105 129H101L100 130V128L102 127ZM106 124V125H105ZM139 124V123H138ZM137 124V125H138ZM24 125V126H23ZM26 125V126H27ZM109 127H108V126ZM120 125V126H119ZM21 126H23V127H21ZM92 126H93V124H91L90 125V129H92ZM100 126V127H99ZM59 127V129H58V131H55V130H57V128ZM61 127V128H60ZM27 128H29V129H27ZM119 128V129H120ZM22 129H25V130H22ZM39 129H40V127H39ZM60 129H61V133L59 132L60 131ZM30 130H31V132H30ZM76 132H75V131ZM50 131V132H49ZM73 131L75 132V134L73 133ZM92 131V130H91ZM90 130H89V132H91ZM121 131V132H120ZM59 132V134L60 135H62V136H60L59 137V134H57V133ZM32 133V134H31ZM72 134H74L75 136H73ZM77 134H80L82 137H81V140H80V138H78L77 139V136L79 137V135H77ZM37 135H39L38 136V138L41 136V135H43V138H44V142L41 140V139H43V138H39L40 140H41V142H39L40 140L37 138ZM48 135V136H47ZM50 135V136H49ZM67 135L68 136H73V137H75V138H73V137H71L72 138V141H75L74 143L73 142H71V139H70V141L68 142L66 139H68L67 138ZM96 135H98V134H96ZM110 135H107V132H106V136H107V139H109V137H110ZM56 136H58L57 137V139H54L53 137H55L56 138ZM105 136V137H106ZM42 137V136H41ZM63 137H64V139H65V144L66 145H68V146H66L65 145V148H66V150L64 151L63 149H60V148H62V147H64V145H62L63 143H64V141H63ZM95 137V136H94ZM46 138H47V140H46ZM50 138V139H49ZM51 138H53L54 139V141H56V140H58L57 142L59 143V145L60 146H58V143L57 142H54L53 143V141L51 140ZM61 138V139H60ZM83 138V139H82ZM96 138H98V137H96ZM78 141V142H76V140ZM99 139V138H98ZM107 139H105V140H107ZM62 140V141H61ZM46 141H47V143L49 144V142H51V143H53V144H47V145H44L43 143H46ZM49 141V142H48ZM79 141H80V143H79ZM86 141V142H85ZM100 141V142H101ZM160 141V140H159ZM62 142V143H61ZM71 142V143H70ZM88 142V140H84V145H82V146H88L87 147V149H93L92 147H89V143H87ZM161 142V141H160ZM56 143V144H55ZM67 143H69V144H67ZM78 143V144H77ZM72 144V145H71ZM3 145V146H2ZM28 145L30 146V143H28ZM40 147H39V146ZM74 145H77V146H74ZM95 145V146H94ZM101 145V146H100ZM109 145V144H108ZM107 145V146H108ZM7 146V147H6ZM9 146H12V147H16L15 148V150H11L12 149V147L10 148ZM43 146H48L49 148H47V149H43ZM99 147V148H98ZM74 148H75V151H74ZM18 149V151H20V152H22V151H24L23 153H24V155H22V154H20V155H22L23 157H21L22 159H21V161L22 160H24V159H26L25 160V162L26 163H21V168H23L22 170L23 171H21V168H20V171H21V173L19 172V168H18V166H16V160H14L15 158H19L17 155L19 154V153H17V155H15V152H16V150ZM72 150L73 152H71V151H69V150ZM106 149V148H105ZM2 150V149H1ZM46 150V151H45ZM68 150V151H67ZM77 150V151H76ZM78 151V152H79ZM82 151V150H81ZM91 151V152H92ZM68 152V153H67ZM11 153H13V154H11ZM74 153V154H73ZM87 153L89 154V155H87ZM8 154V155H7ZM26 154V155H25ZM68 154V155H67ZM82 154V155H81ZM73 155V156H72ZM81 155V156H80ZM6 156H9V158L8 157H6ZM14 156H17V157H14ZM65 156V157H64ZM92 156V157H91ZM6 159H5V158ZM81 157H83V158H81ZM94 158V159H93ZM28 159V160H27ZM40 159V160H39ZM73 159V160H72ZM2 160V161H3ZM29 160H31V162L29 161ZM52 160V161H51ZM56 160H60L59 162L57 161L56 162ZM64 162H63V161ZM113 160V164L116 166V163L117 162H119L118 160H117V158H113L112 159ZM8 161V162H7ZM11 161V162H10ZM14 161H15V163H14ZM23 162V161H22ZM28 162H30L31 164H28ZM2 163H4L5 165H3ZM10 163H13V164H10ZM20 163V162H19ZM44 164V165H43ZM2 165H3V167H2ZM9 165V166H8ZM17 168V169H15L14 168V166ZM119 165V164H118ZM11 166H12V168H11ZM19 166V167H20ZM23 166H25V168L26 167H28V168H24ZM31 166V167H30ZM5 167V168H4ZM8 167V168H7ZM34 167H35V169L37 168V169H39V173L38 172H35L36 173V175H32L31 173H33V170H30L29 168H31V169H34ZM10 168V169H9ZM2 169V170H1ZM15 169V170H14ZM18 170V171H17ZM30 170V171H29ZM68 170V171H67ZM15 171V172H14ZM38 171V170H37ZM43 172V174H42V176H41V172ZM17 172V173H16ZM27 172V173H26ZM8 173V174H7ZM25 174V175H23V174ZM118 173V172H117ZM116 173V174H117ZM24 176H22V175ZM115 174V175H116ZM15 175H16V177H15ZM38 175H40V176H38ZM34 176V177H33ZM35 176H36V178L38 179V178H40V179H42L43 177H44V180H46L45 182H43L42 180H36V178H35ZM89 176V177H88ZM32 177V178H31ZM29 178H31V179H29ZM76 178V179H75ZM34 179V180H33ZM70 179V180H69ZM29 181H31V182H29ZM39 181H40V184H41V189L42 190H44V193H43V191H41V194L43 195H40V191L39 190H41L40 189V186H39ZM41 181L43 182V183H46L44 186L42 185V183H41ZM49 181V182H48ZM47 182L50 184L51 183V185L49 186V184L47 185ZM53 182H57L56 184H58V183H60V184H62V185H60V184H58V185H54L53 187L56 189V187L58 186L59 188L61 187L62 188V191H64L65 192V187H64V185L66 186V191H67V189H69V190H71V191H67V193L65 192H63V193H59L58 191V193L57 192H55V189H53V190H49V189H51V187H52V183ZM115 183V184H113L112 185V183ZM24 183H27V185L26 184H24ZM33 183H34V185H33ZM117 183V184H116ZM120 183V184H119ZM14 184V183H13ZM29 184H30V187H29ZM36 184H38V186L36 185ZM82 184V185H81ZM98 184V185H97ZM32 185V186H31ZM115 185H117L118 186V188H117V186H115ZM26 186V187H25ZM82 186H83V188L84 189H82ZM85 186L87 187V188H85ZM117 188H115V187ZM173 186H176V183L174 182L173 183ZM28 187V189L26 190V188ZM57 187V189L59 190V191H61V188L59 189ZM68 187V188H67ZM72 188V189H70V188ZM74 187V188H73ZM107 187V188H106ZM113 187H114V189H113ZM121 187V188H120ZM124 187V188H123ZM12 188V187H11ZM38 188H39V190H38ZM64 188V189H63ZM79 188V189H78ZM91 188H94V189H91ZM104 188V189H103ZM120 188V189H119ZM12 189V190H13ZM18 189V190H17ZM30 189H33L34 191H32V190H30ZM56 189V190H57ZM74 189H76L75 191H74ZM91 189V190H90ZM120 191H119V190ZM124 189H126V190H124ZM17 190V191H16ZM83 190V191H82ZM85 190H89V191H92L95 195H93V193L92 192H90L89 193V191H88V194H85L86 192H85ZM110 190V191H109ZM117 190V191H116ZM124 192H123V191ZM51 191H53V195H52V197L54 196V194H56V198L58 197V195L59 194H61V196H62V198H63V200H62V204H60L61 203V199H60V195H59V199H60V201L59 200H57L56 199V201L57 202H60L59 204L58 203H55L56 201H54L55 199H53V198H55V197H49L48 195H50V194H48V195H46L47 193H49V192H51ZM73 191H74V193H73ZM123 192L124 194H121V193H119V192ZM131 191V195L129 196V195H127V194H125V192L126 193H128L129 194V192ZM155 191V192H154ZM20 192H22L23 194V198H22V196L20 195L21 193ZM24 192H25V194H26V196H25V194H24ZM27 192V193H26ZM55 192V193H54ZM71 192V193H70ZM83 192H85V193H83ZM73 193V194H72ZM92 193V194H91ZM108 193V194H107ZM111 193V194H110ZM27 194H29V195H27ZM30 194H31V196H30ZM58 194V195H57ZM67 194H68V196L69 197H67ZM70 194V195H69ZM81 194V195H80ZM83 194V195H82ZM109 195V197L108 196H104V195ZM18 195H19V197H18ZM35 195V196H34ZM39 195V196H38ZM90 195H92V196H90ZM124 195V196H123ZM30 196V197H29ZM44 197V196H46V198L48 199V198H50V200L52 201H50V202H48V200H45V203L43 202L44 201V198H42V197ZM76 196V197H75ZM85 196H88L87 197V199H86V201L88 200V198H89V202H90V200L92 201V199L93 200H96V201H102L101 203L103 204V207L104 208H106V207H109V205L110 206H112L113 207V209H110V207H109V210H104L103 208H101L100 209V202H95V205H96V203H100L99 204V206H98V209H100V210H104L103 212H105V211H109L108 213H106L107 215V217H108V219H106V221L105 222H103V223H101V222H98L100 219H98V217H101L102 215H103V212H100V211H98L97 210V212H100L99 214H97V215H95V212H92L91 213V211H92V209H90V208H88L87 207V209H90V211L89 210H84L85 209V206H87V204H92V203H85V202H83V201H85ZM94 196V197H93ZM111 196H112V198H111ZM81 197V198H80ZM122 197V198H121ZM178 197H180V196H178ZM29 198V199H28ZM33 199L34 200V202L33 203H29V201H30V199ZM42 198V200H40ZM45 198V199H46ZM68 198H70V199H68ZM81 199V201H80V199ZM95 198V199H94ZM103 198V199H102ZM107 198V199H106ZM112 200H111V199ZM119 198V200H117ZM129 198V199H128ZM25 199V200H24ZM53 199V200H52ZM99 199H101V200H99ZM108 201L107 203H106V200ZM64 200H65V202L67 201V200H69V202H71V203H68V201H67V203L66 204H64ZM130 202H129V201ZM25 201V202H24ZM80 201V202H79ZM105 201V202H104ZM120 201V202H119ZM19 202V203H18ZM48 203V205H47V203ZM55 204H54V203ZM83 202V203H82ZM110 202V203H109ZM142 202H143V200H142ZM25 203V204H24ZM49 203H50V205H49ZM106 203V204H105ZM116 203V204H115ZM129 203V204H128ZM132 203V204H131ZM138 203V204H137ZM140 203V204H139ZM28 204V205H27ZM56 204H57V206H56ZM68 205V204H71V205H69L71 208H70V211L69 212H73L72 214L74 215V216H76L75 218H74V216L71 214V213H67V209L69 208H67L66 207V211H64V210H61V208L59 209V207L58 206H63L64 207V205ZM73 204H75V205H78V206H75V209H74V207H73ZM109 204V205H108ZM114 204V205H113ZM131 204V205H130ZM106 205H108V206H106ZM127 207H126V206ZM129 205V206H128ZM26 206V207H25ZM51 208V210H48L49 208ZM94 206V205H93ZM92 206V207H93ZM106 206V207H105ZM131 206V207H130ZM84 207V209H83V214L84 215H86V216H81L82 215V213L80 214L79 212H81L82 211V209L81 208H83ZM89 207H91V205L89 206ZM91 207V208H92ZM94 207H96V206H94ZM145 208H147V212H144L145 214H141L140 212H139V210H145ZM149 208V209H148ZM74 209V210H73ZM77 209V210H76ZM54 212H57L56 213V216L55 215H53L52 213H53V211ZM58 210H61V211H63V213L61 214V215H58V213H59V211ZM112 212H111V211ZM78 212V214H80V216H78L77 215V212ZM85 211V212H84ZM96 211V210H95ZM137 211L139 212L138 213V215H137ZM87 212V213H86ZM123 212V213H122ZM3 214H4V212H2ZM76 213V214H75ZM87 214H90V215H94L95 217L97 216V219L92 215V216H90V217H93V218H91V219H89V215H87ZM0 215H2L1 213H0ZM9 215V214H8ZM70 215V216H69ZM99 215V216H98ZM105 215V214H104ZM6 216V217H5ZM63 216V217H62ZM87 216H88V218H87ZM73 217V218H72ZM2 218V219H1ZM64 218V219H63ZM83 218V219H82ZM103 218V217H102ZM4 219V220H3ZM77 219V220H76ZM78 219H82L81 221L80 220H78ZM96 219V220H95ZM104 219H105V217H104ZM11 220V221H12ZM62 220V221H61ZM98 220V221H97ZM26 221V220H25ZM42 221V220H41ZM65 221V222H64ZM87 221L88 223H90V224H94L93 225V230H94V232H87V231H85L84 232V234L82 235H80V233H78L77 232V229H79V230H83L82 228H83V225H86L85 224V222ZM10 222V223H9ZM22 222L24 223V225H26L27 226V224H28V226L30 225L31 226V228H29V230L31 231V230H33V235L31 236L30 235V232L28 233V230H27V228L26 227H22L23 226V224H22ZM114 222V223H113ZM123 222H124V224H123ZM16 224V227H15V224ZM77 223H79V225L77 224ZM82 223H83V225H82ZM106 223V224H105ZM5 224V225H4ZM11 224H13V226H10ZM21 224H22V226H21ZM75 224V225H74ZM99 224H101V225H99ZM111 224V225H110ZM4 225V226H3ZM88 225V224H87ZM103 225V226H102ZM168 225V226H167ZM202 225H204V222H201V226ZM6 226H8V228L6 227ZM18 226H19V228H18ZM29 226V227H30ZM70 225H66V226H64L63 228H65V227H69ZM126 226L128 227V228H126ZM138 226V227H137ZM20 227H21V229H20ZM74 227H77V229L75 228V229H73ZM81 227V228H80ZM134 227V228H133ZM135 229V228H137L136 230H132V229ZM139 228V229H138ZM202 228V227H201ZM20 230V231H18V230ZM86 229V228H85ZM6 230H10V232L9 231H7L6 232ZM22 230V231H21ZM25 230H27V231H25ZM87 230V229H86ZM99 230V231H98ZM129 230V231H128ZM131 230V231H130ZM95 231H97L96 233H95ZM1 232H0V235H1ZM14 232V233H13ZM40 232H41V235H40ZM3 233H5V234H3ZM10 233H11V235H10ZM13 233V234H12ZM23 233H26L25 235H23ZM93 233H94V235L96 234V236H94L93 235ZM103 233V232H102ZM136 233H138V235L135 234ZM124 234V233H123ZM122 234V236L121 235H119L120 237H122V238H124L125 239V236L124 235H127V234H124L123 235ZM3 235H5L4 237H3ZM22 235H23V237H25L24 239H25V241H24V239L23 238H21L22 237ZM36 235V236H35ZM40 235V236H42V237H40L41 238V240H43L44 242H45V240L43 239V238H45L48 242H46L45 243V245H43V246H45V247H42V244H43V241H41V240H39L40 242H42L41 243V245H39L40 243L39 242H37V244H36V246H33L34 248L33 249H35V247L37 248V249H39V247H41L43 250H44V248H48V249H50L51 247H53V246H55L54 244L55 243H57V242H59L60 241V243H58V244H60V249H57L54 253L57 255V256H55V254H52V255H54V256H52L51 254H49L48 252H47V250L48 249H45L43 252V254H42V252L40 253V251L39 252H37L36 250H35V252H34V250H30V248H32V246L30 247V246H28L29 244H31V245H34L35 244V242L36 241H38L37 239V237ZM131 235H133L132 237H131ZM29 236H30V239H32V240H30L31 242H33V243H30L29 242ZM35 236V237H34ZM82 236H85L84 238L82 237ZM87 236H90L89 238L87 237ZM92 236H94L93 237V239H91L92 238ZM124 236V237H123ZM32 237H34V238H32ZM135 237V238H134ZM137 237H139V238H137ZM141 237H144V238H142L141 239ZM19 238H18V240H14L13 239V241L14 242H16L17 241V243L18 244H16V243H14L16 246H14L15 247V250H13L14 252L15 251H17V252H15V254L13 253V256H12V254H11V256L13 257H9L8 259H7V257H6V255H10V253H11V249H13V247L10 249V247L12 246L10 243H9V241H8V243H6V242H4V243H2L1 241V244H0V259L2 260L3 258H5L4 260H6V261H8L10 258L12 259V261H11V259L8 261L9 262V264L11 263L12 264V262L14 263L15 261H13V260H17L16 258H18L19 256H17L16 257V254L18 255L21 251L19 250V249H17V246L18 247H23L22 245H21V243H19L18 241H19ZM112 238V239H111ZM126 238H127V236H126ZM147 238V239H146ZM27 239V240H26ZM115 239V240H114ZM121 239V238H120ZM91 240V246L89 245L90 243H89V241ZM140 240H141V242H140ZM23 241V242H22ZM93 241H94V243H93ZM113 241H115L114 243H113ZM25 242H29V244L27 245V243H25ZM85 242H87V243H85ZM100 242V243H99ZM108 242V243H107ZM110 242H112L114 245L112 246V245H110L111 243ZM129 242V241H128ZM51 243V244H50ZM93 243V244H92ZM95 243H98V244H95ZM119 243V242H118ZM2 244H4V245H6L8 248H9V250H8V252H9V254L7 253L6 255L4 254V253H6L7 252V250H6V252H5V250H3L2 248H4V249H6V247H2ZM121 244V243H120ZM19 245H21V246H19ZM77 245H79V246H81L82 248H80V250H79V247H76ZM88 245L90 246V249H92V253L90 252V249L88 248ZM97 245V246H96ZM119 245V244H118ZM86 246V247H85ZM115 246V247H116ZM94 247V248H93ZM108 247H110V248H108ZM62 248V249H61ZM78 248V249H77ZM109 249H111V250H109ZM71 250H74L75 252H78V253H75L74 251H73V253H74V255H72L73 253L71 252ZM77 250V251H76ZM79 250V251H78ZM96 250V251H95ZM20 251V252H19ZM23 251H28V252H26L25 254L23 253ZM29 251H32V252H29ZM68 251V253L69 252H71V254L70 255H72V256H74L75 258H78V260L77 259H75V258H71L70 257V255H67V252ZM90 253H89V252ZM100 251H103V249L101 250L100 249ZM99 251V252H100ZM63 252H65L66 253V255L63 253ZM113 254H112V253ZM29 253V254H28ZM34 255H32V254ZM36 253V254H35ZM39 255H38V254ZM58 253H59V255H58ZM103 253V252H102ZM106 253V252H105ZM105 253H103L104 255H105ZM111 253V254H110ZM118 253V252H117ZM28 254V255H27ZM48 254L49 255V257H46V255ZM102 254V257L104 256ZM132 254L133 253H131V252H128V256L129 257H127L128 259H126V260H124V258H126L125 256H127V255H125V253H124V257H122L121 258V261H124V263L125 264H127L129 261H133V256H132ZM40 255H41V257L42 258H44L43 256H45V260H46V258H47V260L50 262V263H46L45 262V260H44V262H41L40 263V261H43L42 259H41V257H40ZM43 255V256H42ZM50 255L52 256V257H50ZM64 255V259H62V256ZM80 255V254H79ZM107 255V254H106ZM107 255V257L106 256H104V257H106V258H103V260H105L106 262V264H109L108 262H107V259H109L110 260V257ZM115 255H117L116 256V258L114 257ZM5 256V257H4ZM37 256V257H36ZM131 256H132V260H131ZM21 257H23L22 255H21ZM20 257V259L22 260V258ZM32 257H33V259L35 258H38L37 259V261H34L33 259H32ZM56 257V258H55ZM66 257H68V259H69V261H68V259L66 258ZM71 259H70V258ZM101 257V256H100ZM109 257V258H108ZM25 258H23L24 260H22V262L23 261H25V263H23V264H27L28 262H27V260H25ZM39 258H40V260H39ZM58 258V259H57ZM93 258V259H94ZM95 258V259H96ZM130 258V259H129ZM57 259V260H56ZM87 259V258H86ZM93 259H92V261L91 262H96L97 260H95L94 259V261H93ZM98 259H99V257H98ZM1 260H0V264H4L3 262H1ZM32 260H33V262H32ZM46 260V261H47ZM63 260H67L66 262L65 261H63ZM72 260V261H71ZM3 261V260H2ZM5 261V262H6ZM47 261V262H48ZM82 263H81V262ZM117 261V262H116ZM138 261V263L139 264H144V263H141L143 260H137ZM136 261V262H137ZM17 262H19L20 263V261H19V258H18V261ZM54 262H53V264H54ZM84 262V263H83ZM90 262V261H89ZM90 262V263H91ZM98 263H99V260L97 261ZM101 262V261H100ZM104 262V261H103ZM113 262V263H112ZM116 262V263H115ZM30 263H28V264H30ZM35 263V264H36ZM90 263H87V264H90ZM137 263V264H138ZM5 264H8L7 262L5 263ZM14 264H17L16 262L14 263ZM22 264V263H21ZM92 264V263H91ZM95 264V263H94ZM100 264H103L102 262L100 263ZM121 264H123L122 262H121ZM129 264H131V262H129ZM136 264V263H135ZM146 264V263H145ZM177 264H181L180 263V261H178L177 262Z\"/></svg>",
    "mask_w": 264,
    "mask_h": 264
}]
</instances>
